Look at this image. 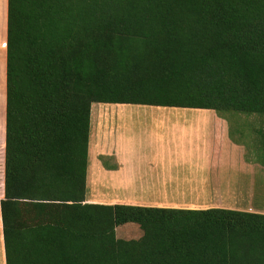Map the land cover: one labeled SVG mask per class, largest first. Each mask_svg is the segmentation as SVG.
<instances>
[{
	"label": "trees",
	"instance_id": "16d2710c",
	"mask_svg": "<svg viewBox=\"0 0 264 264\" xmlns=\"http://www.w3.org/2000/svg\"><path fill=\"white\" fill-rule=\"evenodd\" d=\"M7 28V264H264L262 213L87 201L94 103L264 115V0H8Z\"/></svg>",
	"mask_w": 264,
	"mask_h": 264
},
{
	"label": "crops",
	"instance_id": "0c3cea01",
	"mask_svg": "<svg viewBox=\"0 0 264 264\" xmlns=\"http://www.w3.org/2000/svg\"><path fill=\"white\" fill-rule=\"evenodd\" d=\"M7 26L8 0H0V264H7L1 211L6 179ZM173 108H150L146 115L152 125L136 133L125 132L124 119L120 118L112 121L110 132L108 116L112 113L104 112L101 124L107 141L96 163L95 193L91 195L95 197L87 192V201L264 214V165L248 158L244 143L232 135L229 119L213 109L180 112ZM136 114L123 106L113 113L123 117ZM171 115L177 119L184 115L194 124H170ZM197 121L207 123L204 138ZM89 168L90 164L88 178Z\"/></svg>",
	"mask_w": 264,
	"mask_h": 264
},
{
	"label": "rangeland",
	"instance_id": "374dc122",
	"mask_svg": "<svg viewBox=\"0 0 264 264\" xmlns=\"http://www.w3.org/2000/svg\"><path fill=\"white\" fill-rule=\"evenodd\" d=\"M132 108L133 112L136 111L135 116H115L113 113L117 112V109L120 107ZM154 108H162L157 106H145V105H132V104H104V103H94L92 105V119H91V136H90V146H89V164L91 168H89V178L87 176V192L89 196L95 193V186H96V163L100 161L103 153V142L107 139L104 138L103 128L101 124V118L103 117L104 112H111L112 114L108 116L110 121L108 122V129L111 132L113 129V122L115 119L120 118L124 119L125 124V132H138L142 127L152 125V121L150 117H147L146 114L151 113V109ZM166 108V107H163ZM135 109V110H134ZM171 109V108H169ZM173 109L180 111V112H189L191 110H195L193 108H176ZM194 112V111H192ZM225 116L229 119V122L232 126V135L234 138L240 140L246 146L247 156L248 158L257 163L264 165V157L261 155L263 152L262 148V136L264 137V115L260 114H242L236 112H229L226 113ZM169 122L171 123H185L187 126L194 124L193 121H187L186 118H183L184 115H179L181 119H177V116H168ZM177 117V118H175ZM132 119V120H131ZM113 121V122H112ZM117 122V121H116ZM118 123V122H117ZM120 124L123 122H119ZM201 127L202 135L200 132L201 138H204L207 133V128L204 126L207 123L201 124L200 121H197ZM198 125H196L197 127ZM123 127V126H122ZM205 129V130H204ZM109 144L111 145V140L108 139ZM111 149V147H110ZM89 185V188H88Z\"/></svg>",
	"mask_w": 264,
	"mask_h": 264
}]
</instances>
